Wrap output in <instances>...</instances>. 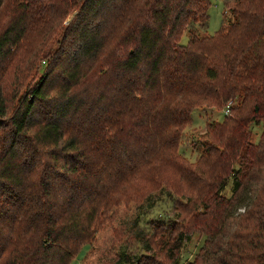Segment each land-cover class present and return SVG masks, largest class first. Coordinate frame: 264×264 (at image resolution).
Returning <instances> with one entry per match:
<instances>
[{
  "label": "trees",
  "instance_id": "trees-1",
  "mask_svg": "<svg viewBox=\"0 0 264 264\" xmlns=\"http://www.w3.org/2000/svg\"><path fill=\"white\" fill-rule=\"evenodd\" d=\"M10 1L0 30V264H68L133 180L177 186V198L166 195L183 199V230L176 219L148 222L137 252L116 264H264V0H223L233 19L212 35L209 0ZM24 61L40 77L3 125L4 80ZM224 106L197 161H180L193 111ZM193 234L202 241L181 262Z\"/></svg>",
  "mask_w": 264,
  "mask_h": 264
},
{
  "label": "rangeland",
  "instance_id": "rangeland-1",
  "mask_svg": "<svg viewBox=\"0 0 264 264\" xmlns=\"http://www.w3.org/2000/svg\"><path fill=\"white\" fill-rule=\"evenodd\" d=\"M209 1V18L205 34L212 35L221 28L223 18H231L230 20H232L233 17L230 14L229 8L224 6L223 0ZM228 1L232 2L233 0ZM12 5V1L7 0L3 6L4 15L2 13L0 15V30L11 13L9 12V14L6 15L5 8L11 7ZM75 12L76 9L71 10L63 20L61 26L67 24L68 21L72 19ZM200 35H203V33H200ZM55 36L57 37L56 34ZM55 36L51 38L50 42L52 40L55 42ZM186 41L187 35L183 34L180 39V44H186ZM31 44L34 45L33 50L38 48L34 40L31 41ZM27 55L28 54L25 53V57ZM26 62L27 61H24V63ZM22 66H24L23 74L21 71L16 72L14 69L6 75L4 80L7 84V90L3 91L10 110L8 114L5 115L3 125L8 124V117L16 105L18 95L23 92L27 84L28 86L33 85L40 77L38 66L33 68L28 62ZM22 79H24V82H22ZM11 82L15 83L16 91L14 92H12L14 85L10 87ZM20 83L22 84L21 87H19ZM227 113L228 110L225 106L219 111L207 107L195 109L192 113L190 124L182 128L177 148L179 160L188 164H194L202 151L200 143L203 141L202 135L205 132L206 124L210 121L222 120L223 116ZM249 130L251 132L252 141L257 142L261 130L260 125L256 126L251 123L249 124ZM133 181L129 185H126L124 189L119 187L115 191L114 194L117 200L115 206L101 221L90 244L81 246L77 254L68 264H116L117 255L121 251L129 253L137 252L138 248L134 237L142 233L144 229H149L148 222L150 221L176 219V227H178V230H183V199H176L177 203L175 202L174 205L166 195L167 192L170 191V195L177 198L175 192V190L178 189L177 186L171 188L170 186L157 183L155 186L148 188L145 187V185H139L137 182L133 183ZM178 186L183 192V183L178 184ZM230 187L231 181L229 179L223 191L224 195H230ZM140 190H143V192L138 194ZM149 190L151 191L150 193H148ZM141 195L143 196L140 197ZM148 195L152 198H148ZM242 210L243 209L239 208L237 212H242ZM145 225L147 228H145ZM201 241L202 238H200L199 234H193L188 242H184L178 251L179 261L183 262V260L192 259Z\"/></svg>",
  "mask_w": 264,
  "mask_h": 264
}]
</instances>
